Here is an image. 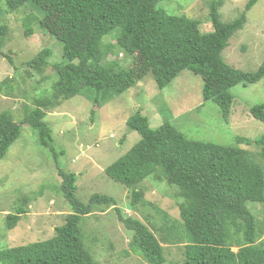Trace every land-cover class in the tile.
Here are the masks:
<instances>
[{
  "label": "trees",
  "instance_id": "1",
  "mask_svg": "<svg viewBox=\"0 0 264 264\" xmlns=\"http://www.w3.org/2000/svg\"><path fill=\"white\" fill-rule=\"evenodd\" d=\"M164 1L6 0V9L11 13L26 5L36 9L40 17L34 19L62 45L63 56L61 62L52 64L49 60L53 52L47 48L27 62L35 71L52 68L57 78L52 94L36 98L32 108L26 107L21 122L10 111L0 112V160L28 125L39 146L55 159L62 178L60 191L72 213L56 227L52 238L0 250L1 264H99L83 240L81 223L95 207L116 206L117 202L111 196L94 194L82 203L76 197L78 175L59 166L65 151L57 150L45 117L63 99L89 95L101 108L148 75L163 89L183 71L191 70L203 79L204 102L215 103L229 123L232 89L238 84H257L264 78V60L256 72L246 73L231 67L223 57L230 39L244 28L248 11L260 0H249L242 15L228 23L220 14L223 1L213 0L210 18L214 30L207 33L200 32L196 21L170 15L159 7ZM8 33L9 27L0 25V55H4ZM113 33L116 47L132 59L129 68L117 60H105L108 48L104 41ZM31 34L30 26L26 35ZM250 113L264 123L263 103L252 106ZM127 127L138 132L141 140L105 173L131 190L133 209L144 199V191L138 186L154 174L180 189L184 199L179 206L183 264H264V222H259L250 209L251 204H264V134L255 141L237 137L238 144H253L260 149L262 162H258L249 150L238 146L190 140L170 123L152 128L141 111L130 116ZM115 209L119 220L133 233L134 251L149 264H166L164 247L151 228ZM25 213L24 208L9 213L6 230L14 229Z\"/></svg>",
  "mask_w": 264,
  "mask_h": 264
},
{
  "label": "rangeland",
  "instance_id": "2",
  "mask_svg": "<svg viewBox=\"0 0 264 264\" xmlns=\"http://www.w3.org/2000/svg\"><path fill=\"white\" fill-rule=\"evenodd\" d=\"M212 1L165 0L159 7L170 15L196 21L200 32L207 33L214 30L210 18ZM222 1L220 14L222 21L228 23L242 15L249 0ZM5 3L6 0H0V25L9 27L4 55H0V112L10 111L21 122L26 107L32 108L36 98L52 94L57 78L52 68L35 71L27 62L48 48L53 52L49 62L59 63L63 47L34 19L33 16L40 17L36 9L26 5L11 13ZM30 26L32 34L27 36ZM114 35L104 41L105 49L108 48L105 60H117L129 68L132 59L116 47ZM223 57L240 71L258 70L264 60V0L248 11L244 28L230 39ZM202 91V77L185 70L163 89L148 75L101 108L95 106L92 96L81 94L63 99L59 106L47 111L45 121L53 130L55 146L65 151L59 166L78 175L76 197L87 203L94 194H101L117 202L116 206L95 207L81 223L83 240L99 264H149L132 248L133 233L119 220L115 208L124 217L138 218L151 228L164 247L166 264L184 262V243L179 237V206L184 202L180 189L154 174L138 186L144 191V203L133 209L131 190L105 173L108 166L141 140L138 132L127 127L128 119L136 111L149 119L152 128L170 123L190 140L238 146L262 162L260 149L253 144H238L237 137L255 141L264 134V123L250 113L252 106L264 104V78L257 84H238L232 89L234 101L229 123L223 120L215 103L204 102ZM57 167L50 152L39 146L35 132L24 126L20 139L0 160V250L52 238L56 227L63 225L72 213L60 191L62 178ZM17 208H24L26 213L14 229L6 230V217ZM250 209L259 222H264V204H251Z\"/></svg>",
  "mask_w": 264,
  "mask_h": 264
},
{
  "label": "bare ground",
  "instance_id": "3",
  "mask_svg": "<svg viewBox=\"0 0 264 264\" xmlns=\"http://www.w3.org/2000/svg\"><path fill=\"white\" fill-rule=\"evenodd\" d=\"M247 6V5H246ZM244 15V14H243ZM236 21V20H235ZM188 234V233H187Z\"/></svg>",
  "mask_w": 264,
  "mask_h": 264
}]
</instances>
